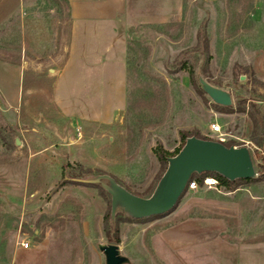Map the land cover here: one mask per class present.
Returning <instances> with one entry per match:
<instances>
[{"label":"rangeland","instance_id":"rangeland-1","mask_svg":"<svg viewBox=\"0 0 264 264\" xmlns=\"http://www.w3.org/2000/svg\"><path fill=\"white\" fill-rule=\"evenodd\" d=\"M169 3L171 18L101 35L73 25L66 0H0V264H106L112 243L123 264H264V161L237 111L264 105V0ZM214 122L250 147L251 182L202 184L136 220L112 217L105 179L84 181L106 174L146 197L162 174L154 148L173 152L182 131L213 139Z\"/></svg>","mask_w":264,"mask_h":264},{"label":"water","instance_id":"water-1","mask_svg":"<svg viewBox=\"0 0 264 264\" xmlns=\"http://www.w3.org/2000/svg\"><path fill=\"white\" fill-rule=\"evenodd\" d=\"M203 90L217 103L224 106L232 104L229 92L200 81ZM216 172L229 180L254 178L256 170L247 145L227 146L213 139L190 136L180 151L168 158V166L159 179L153 193L143 197L132 193L119 184L112 176L103 174L85 182L103 184L111 196V214L115 215L121 207L133 218H145L170 212L179 202L193 173ZM106 256V264H123L126 258L119 253L117 244L100 245Z\"/></svg>","mask_w":264,"mask_h":264},{"label":"crops","instance_id":"crops-1","mask_svg":"<svg viewBox=\"0 0 264 264\" xmlns=\"http://www.w3.org/2000/svg\"><path fill=\"white\" fill-rule=\"evenodd\" d=\"M69 7V16L73 25L94 27V33L107 34L109 27L113 35L118 31L128 33L129 26L134 23H155L157 18H171L173 8L168 3L165 12H159L162 7L156 5V0H66ZM180 3V0H176ZM171 6V7H170ZM169 8V12L167 9ZM164 9V8H163ZM164 11V10H163ZM49 69V72H53ZM264 114V105L262 106ZM252 144V142H250ZM261 154L264 161V141L261 148Z\"/></svg>","mask_w":264,"mask_h":264},{"label":"trees","instance_id":"trees-1","mask_svg":"<svg viewBox=\"0 0 264 264\" xmlns=\"http://www.w3.org/2000/svg\"><path fill=\"white\" fill-rule=\"evenodd\" d=\"M226 108L228 109L229 107H226ZM237 111L247 113L252 120L253 127H252V132L250 135V141L256 147V149L254 151V153L256 154L259 150L261 151V148L263 146V141H264V114L261 113V111H259V109L256 107V105H254L253 103L250 104L248 111L246 110L245 106L242 107L241 105H239L237 107ZM190 136H197L199 138L208 139V138H205L199 134H195L193 132L182 131L181 132V139H182L181 146L178 147L173 152H170V151L164 149L163 146L160 144L154 148V153H155V155H156V157H157V159H158V161L162 167V174L165 172V170L168 166V158L175 156L180 151V149L183 147V145L185 144L186 139ZM224 144L227 146L233 145V144H230L227 142ZM260 168L263 170L264 169L263 165H260ZM162 174H161V176H162ZM205 177H215L216 179H218L220 184L225 186L226 188H231L234 185L238 184L239 182H251L252 180H254V178H246V179L240 178V179H235L232 181V180H229V179L225 178L224 176H222L221 174L216 173V172H203V173H193L189 182L196 181L199 185H202ZM114 179L119 184H121L116 178H114ZM89 185H93V184H89ZM122 186H124V185H122ZM126 189L129 190L128 188H126ZM187 189H188V185H187L185 191ZM134 194H136V193H134ZM136 195L142 196L140 194H136ZM150 195L151 194H149L146 197H149ZM165 214H167V213L159 214V215H153V216L145 217V218H135V219L136 220L151 219V218L163 216ZM119 221H120V219L117 217L116 222L114 224H112L111 218H110V210L108 209L105 212L103 229H104L105 235L108 238V240H114L115 242L120 241L119 228H118V222Z\"/></svg>","mask_w":264,"mask_h":264},{"label":"built area","instance_id":"built-area-1","mask_svg":"<svg viewBox=\"0 0 264 264\" xmlns=\"http://www.w3.org/2000/svg\"><path fill=\"white\" fill-rule=\"evenodd\" d=\"M211 131L213 133V136H212L213 140H216L222 143L227 142L226 133L222 131L219 123L217 122L212 123ZM203 184L209 187H214V188H218L219 186H222L220 182L218 181V179H216L215 177H205L203 180ZM198 186L199 184L196 181H191L188 184V189H195ZM17 246L27 249V248H30V242L28 240H22L20 242L18 241Z\"/></svg>","mask_w":264,"mask_h":264}]
</instances>
